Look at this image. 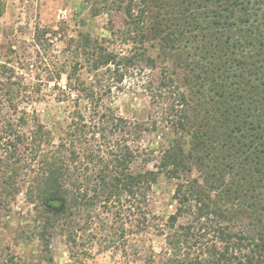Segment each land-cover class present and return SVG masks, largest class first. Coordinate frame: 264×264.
Returning a JSON list of instances; mask_svg holds the SVG:
<instances>
[{"label":"trees","instance_id":"trees-1","mask_svg":"<svg viewBox=\"0 0 264 264\" xmlns=\"http://www.w3.org/2000/svg\"><path fill=\"white\" fill-rule=\"evenodd\" d=\"M83 2L111 26L109 36L71 37L72 65L47 72L50 90L74 103L57 140L35 107L44 91L30 74L34 63L10 48L0 58L1 193L25 185L26 200L42 210L45 235L57 222L89 216L97 203L110 209L123 195L139 213L145 190L163 174L176 181V207L162 226L150 225L164 246L149 247L143 264H264V0ZM4 11L0 0V17ZM54 33L35 26L33 43L42 47ZM116 41L131 47L111 48ZM149 44L159 51L155 58L146 55ZM135 61L158 70L151 94L164 88L172 98L160 120L167 146L157 170L139 173L129 171L135 150L128 141L148 127L115 114L103 100L109 88L100 85L103 70ZM82 68L93 82L81 78ZM103 230L116 234L112 224Z\"/></svg>","mask_w":264,"mask_h":264},{"label":"rangeland","instance_id":"rangeland-1","mask_svg":"<svg viewBox=\"0 0 264 264\" xmlns=\"http://www.w3.org/2000/svg\"><path fill=\"white\" fill-rule=\"evenodd\" d=\"M3 1L5 11L0 17V58L7 53L11 54L5 53L10 48L13 56L17 55L23 62L26 60L34 63L30 74L41 79L42 92L44 91V99L37 102L35 107L41 120L54 130L57 140L65 125L62 120L72 110L74 103L71 100L60 101L59 92L50 90L52 82H47V72L55 66L64 64L68 69L72 65L75 57L69 39L78 32H89L100 37L109 36L111 24L108 16L89 15L83 0ZM35 26L52 28L56 33L49 35L48 43L42 47L37 46L33 43ZM112 47L125 51L131 45L116 41L111 44ZM146 51V55L152 58L159 52L150 44ZM159 59L161 58H157ZM164 62L173 68L170 61ZM103 71L101 88H109L105 91L103 100L118 116L130 121H143L148 127L142 131L139 139L128 141L135 150V156L129 163V171H156L162 151L167 146L160 120L165 108L172 101L164 88L155 89L154 95L149 91L157 86L151 79L155 78L156 81L158 70L152 72L143 63L136 62L129 67L114 69L111 66L110 71ZM80 76L86 82H93L92 76L84 68L80 70ZM34 82L40 81L36 79ZM59 84L64 86V76ZM154 121L156 128L153 127ZM96 138L97 142H102L98 135ZM197 174L193 171L189 176L195 177ZM175 182L159 174L157 182L145 190V197L139 203V213H132L134 200L123 195L120 202L114 200L109 203L110 209L97 203L90 210L89 216L86 212L78 217V221H73L68 226L57 222L45 235L40 217L42 210L26 200L25 185L21 184L18 192L10 195L1 193L0 188V264H143L149 247L159 251L164 246V236L150 225L153 222L162 226L168 216L174 213ZM144 221H147L146 226ZM178 221L185 222L186 218L181 217ZM136 223L139 224L137 228ZM107 224L113 225L116 234L115 231L112 234L103 230ZM122 227L125 234L119 237ZM164 229L167 230L165 227ZM111 234H115L112 237L116 240L115 246L109 243ZM74 236L77 238L76 245L70 241ZM108 244L111 246L106 248Z\"/></svg>","mask_w":264,"mask_h":264}]
</instances>
